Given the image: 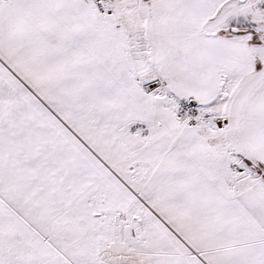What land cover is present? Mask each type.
I'll use <instances>...</instances> for the list:
<instances>
[{
  "label": "snow or ice",
  "instance_id": "1",
  "mask_svg": "<svg viewBox=\"0 0 264 264\" xmlns=\"http://www.w3.org/2000/svg\"><path fill=\"white\" fill-rule=\"evenodd\" d=\"M0 264H264V0H0Z\"/></svg>",
  "mask_w": 264,
  "mask_h": 264
}]
</instances>
